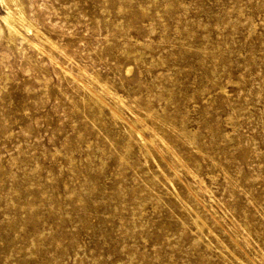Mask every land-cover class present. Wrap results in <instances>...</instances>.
Segmentation results:
<instances>
[{"label":"rangeland","instance_id":"1","mask_svg":"<svg viewBox=\"0 0 264 264\" xmlns=\"http://www.w3.org/2000/svg\"><path fill=\"white\" fill-rule=\"evenodd\" d=\"M0 264H264V0H0Z\"/></svg>","mask_w":264,"mask_h":264},{"label":"bare ground","instance_id":"2","mask_svg":"<svg viewBox=\"0 0 264 264\" xmlns=\"http://www.w3.org/2000/svg\"><path fill=\"white\" fill-rule=\"evenodd\" d=\"M115 3H116V2H115ZM127 4H128V3H127ZM108 5H109V4H108ZM114 5H115V4H114ZM114 5H113V6H114ZM127 10H129V9H127ZM132 11H133V10H132ZM128 12H129V11H128ZM11 16H12V15L9 14V15L6 17V19L11 18ZM128 16H129V15H128ZM2 18H3V17H2ZM3 20H4V19H3ZM10 20H11V19H10ZM4 21H5V20H4ZM7 21H8V20H7ZM11 21H13V20H11ZM14 21H15V20H14ZM6 23H7V22H6ZM12 24H13V23H12ZM7 25H8V24H7ZM13 25H14V24H13ZM14 26H15V25H14ZM10 27H11V26H10ZM16 28H17V27H16ZM11 29L13 30L14 28L11 27ZM16 31H17V30H16ZM16 31H14V32H16ZM10 32H12V31H10ZM17 33H19V32L17 31ZM13 35H16V33H14ZM19 35H21V34H19ZM22 37H24V36H22ZM40 37H41V36H40ZM46 38H47V37H46ZM42 39H43V37H42ZM44 39H45V38H44ZM44 39H43V40H44ZM135 41H136V40H135ZM28 42H29V41H28ZM45 42H46V41H45ZM47 43L49 44V40H48ZM74 78H75V77H74ZM91 89H92V88H91ZM91 89H90V91H91ZM82 90H83V89H82ZM84 92H85V91H84ZM94 94L96 95V93H94ZM99 96H100V95H99ZM102 97H103V96H102ZM141 98H142V97H141ZM118 99H120V98H118ZM93 100H94V99H93ZM121 100H122V99H121ZM113 105H114V104H113ZM141 106H142V104H141ZM150 108H151V107H150ZM112 110H113V109H112ZM141 110H142V109H141ZM114 113L116 114V112H114ZM114 113H113V114H114ZM163 115H164V114H163ZM165 117H166V116H165ZM158 119H159V118H158ZM163 124H164V122H163ZM172 125H173V124H172ZM159 127H160V126H159ZM133 130L135 131L134 128H133ZM147 131H148V130H147ZM161 131H162V130H161ZM136 132H137V130H136ZM175 132H176V131H175ZM137 133H139V132H137ZM139 134H140V133H139ZM150 134H151V133H150ZM151 135H152V134H151ZM155 135H156V134H155ZM134 137H136V136L134 135ZM140 137L142 138L141 135H140ZM150 137H151V136H150ZM154 137H155V136H154ZM164 137H165V136H164ZM138 138H139V137H138ZM157 138H158V137H157ZM136 139H137V138H136ZM151 139H152V138H151ZM139 140H140V139H139ZM144 140H147V139H144ZM144 140H143V142H144ZM154 140H157V139H154ZM166 140H167V139H166ZM148 141H149V140H147V142H148ZM185 141H186V140H185ZM143 142H142V143H143ZM156 142H157V141H156ZM156 142H155V143H156ZM186 142H187V141H186ZM138 143H139V142H138ZM144 143H145V142H144ZM144 143H143V144H144ZM149 143H150V142H149ZM161 143H162V142H161ZM161 143L159 142L160 145H161ZM146 144H147V143H146ZM146 144H145V145H146ZM156 144H158V143H156ZM164 147H165V146H164ZM155 148H157V147H155ZM155 150H156V149H155ZM164 150H165V149H164ZM167 151H168V150H167ZM152 152H154V151L152 150ZM159 153H160V152H159ZM170 154H171V151H170ZM160 156H161V155H160ZM158 157H159V156H158ZM94 171H95V170H94ZM87 172H88V171H87ZM87 174H88V173H87ZM95 174H96V173H95ZM88 176H89V175H88ZM86 179H87V178H86ZM88 180H89V179H88ZM91 188H92V187H91ZM91 188H90V189H91ZM19 190H20V189H19ZM85 195H86V194H85ZM188 206H189V205H188Z\"/></svg>","mask_w":264,"mask_h":264}]
</instances>
